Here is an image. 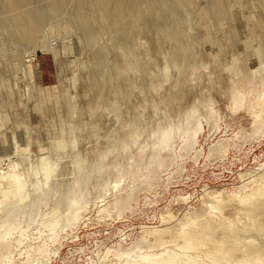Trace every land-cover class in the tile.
<instances>
[{
  "label": "rangeland",
  "instance_id": "obj_1",
  "mask_svg": "<svg viewBox=\"0 0 264 264\" xmlns=\"http://www.w3.org/2000/svg\"><path fill=\"white\" fill-rule=\"evenodd\" d=\"M0 264H264V0H0Z\"/></svg>",
  "mask_w": 264,
  "mask_h": 264
},
{
  "label": "bare ground",
  "instance_id": "obj_2",
  "mask_svg": "<svg viewBox=\"0 0 264 264\" xmlns=\"http://www.w3.org/2000/svg\"><path fill=\"white\" fill-rule=\"evenodd\" d=\"M152 233V232H151Z\"/></svg>",
  "mask_w": 264,
  "mask_h": 264
}]
</instances>
